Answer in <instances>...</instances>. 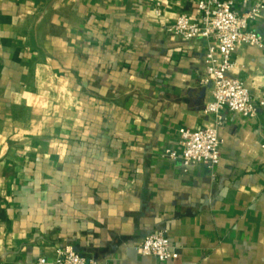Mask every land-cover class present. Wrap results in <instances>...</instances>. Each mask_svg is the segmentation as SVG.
I'll return each mask as SVG.
<instances>
[{"label":"crops","instance_id":"obj_1","mask_svg":"<svg viewBox=\"0 0 264 264\" xmlns=\"http://www.w3.org/2000/svg\"><path fill=\"white\" fill-rule=\"evenodd\" d=\"M195 2L0 0V264L67 246L100 264H264V107L220 113L214 169L167 155L180 129L218 127L212 42L167 32ZM249 30L264 39V11ZM233 62L264 101V49ZM159 231L178 260L138 252Z\"/></svg>","mask_w":264,"mask_h":264},{"label":"built area","instance_id":"obj_2","mask_svg":"<svg viewBox=\"0 0 264 264\" xmlns=\"http://www.w3.org/2000/svg\"><path fill=\"white\" fill-rule=\"evenodd\" d=\"M251 0H242L244 4ZM237 0H196L191 16L181 15L167 28L171 35L184 41L206 39L212 42L205 56L203 84L211 87L212 101L206 107V113L217 117V126L197 131L182 128L179 134V151H168L170 159L180 160L184 167L204 165L214 169L220 163L221 140L218 128L221 125L220 113L228 110L246 118H254L258 108L264 107L252 97L244 83L231 76L235 64L233 55L241 45L264 49L261 35L249 30L264 11V0L258 2L246 12L239 14L234 10ZM159 15V12H157ZM143 256L156 258L165 263L179 259V252L170 242L166 231L155 232L145 238L138 247ZM36 264H100L77 254L67 246L57 252L54 260L40 258Z\"/></svg>","mask_w":264,"mask_h":264}]
</instances>
